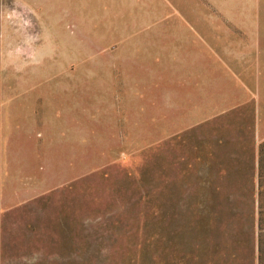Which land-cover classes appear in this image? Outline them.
<instances>
[{
	"label": "rangeland",
	"instance_id": "obj_1",
	"mask_svg": "<svg viewBox=\"0 0 264 264\" xmlns=\"http://www.w3.org/2000/svg\"><path fill=\"white\" fill-rule=\"evenodd\" d=\"M178 19L255 47L264 0H0V264H264V73L159 85Z\"/></svg>",
	"mask_w": 264,
	"mask_h": 264
},
{
	"label": "crops",
	"instance_id": "obj_2",
	"mask_svg": "<svg viewBox=\"0 0 264 264\" xmlns=\"http://www.w3.org/2000/svg\"><path fill=\"white\" fill-rule=\"evenodd\" d=\"M169 21L171 20L167 16H160L159 18L161 25L166 22V27L168 26ZM186 25H189L187 20L178 19L175 21V24H173L171 30H160V34L158 35L160 48L159 62L161 66L160 70L165 71V73L163 72V77L159 79V85H162V79L165 82L168 78L167 71L169 70L197 71L200 69H216L217 67L222 69H234L238 68V66H233L232 64L238 63L243 65L244 63L249 62V55L253 56L252 59L256 65L255 69L261 71V74L264 73V36H257L255 47L245 46L235 50L227 48L218 49L216 48V39L218 36L213 32H210L207 29L195 30L194 26L190 32L179 30V27L181 29ZM189 27L191 28L190 25ZM213 38L214 40L211 41ZM201 45H203L204 48H207V50L201 52ZM216 64L220 65L217 66ZM195 76L196 74H194V72L187 74L188 79L195 78ZM258 78L260 77L258 76ZM184 83L190 84L189 82ZM263 141L264 127L260 122L257 130V142L260 144Z\"/></svg>",
	"mask_w": 264,
	"mask_h": 264
}]
</instances>
